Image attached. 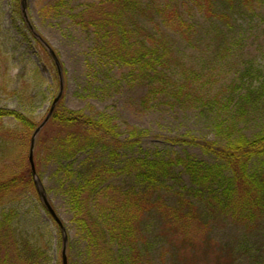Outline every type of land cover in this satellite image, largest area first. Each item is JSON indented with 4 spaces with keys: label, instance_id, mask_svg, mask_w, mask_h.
<instances>
[{
    "label": "trees",
    "instance_id": "trees-1",
    "mask_svg": "<svg viewBox=\"0 0 264 264\" xmlns=\"http://www.w3.org/2000/svg\"><path fill=\"white\" fill-rule=\"evenodd\" d=\"M16 1V14L39 42L22 16L20 0ZM192 2V8L187 4L184 7L192 12L195 6L207 16L212 29L209 32L218 41L216 47L209 45L222 57L228 52L227 36L231 33L225 27H233L239 15L257 8L263 0ZM63 6H67L66 0H59L53 7L56 15L61 14ZM69 11L71 23L94 38L92 52L97 65L121 72L114 80L108 70L98 71L95 79L103 74L113 88L112 92L104 88L99 95L112 97L123 87L139 90L140 110L213 113L219 117L217 131L225 132L214 141L191 136L169 139L175 145L199 148L215 160L214 164L189 154L164 156L155 152L131 158L117 168L86 157L74 173L73 162L80 154L98 150L102 144L101 153H109L117 161L124 147H138L146 133L128 127V138L122 140L121 128L113 116L99 113L91 117L70 110L64 104L63 91L37 138L34 163L44 185L38 150L46 147L48 137L51 147L47 159L56 166V175L65 178L61 185L73 223L88 244L90 262L86 264H154L151 251L159 252L161 264H239L244 257L264 264V257H257L259 253L264 255V71L249 66L223 94L213 95L209 80L202 84L203 72L182 58L172 35L176 33L189 44L201 37L199 24L182 12V0H168L167 4H160V0H93L77 14ZM2 32L0 17V95L18 99L23 111L0 107V254H5L0 264H15L9 257L10 250L17 255L19 264H47L50 255L38 244L41 241L34 243L35 235H16L17 210L9 207L22 196L24 187L27 192L35 190L38 202L59 228L63 250L62 229L42 202L29 157L23 158L22 153L24 146L30 148L32 136L54 100L44 120L34 122V93L46 70L27 66L18 76V87L11 90L9 65L13 57L3 48ZM59 60L65 78V68ZM54 67L60 91V77L55 64ZM26 140L29 143L25 144ZM119 176L130 177L133 183L127 188L107 185L108 180ZM46 193L49 198L47 190ZM171 197L173 203L166 200ZM91 200L107 208L96 214L88 208ZM149 218L152 224L165 225L163 236H145ZM220 222L241 228L243 240L251 246L239 241L233 245L217 243L212 229ZM39 239L44 240L43 236ZM157 242L162 244L161 249Z\"/></svg>",
    "mask_w": 264,
    "mask_h": 264
},
{
    "label": "rangeland",
    "instance_id": "rangeland-1",
    "mask_svg": "<svg viewBox=\"0 0 264 264\" xmlns=\"http://www.w3.org/2000/svg\"><path fill=\"white\" fill-rule=\"evenodd\" d=\"M91 1L93 0H66L67 6H63V10H60L61 14L56 15L53 7L59 0H27L28 15L35 28L52 46L64 65L63 97L65 106L73 111L84 112L91 117H96L99 113L113 116L121 128L119 132L122 133L120 135L122 140L128 138V127L137 128L145 132L146 137L142 139L138 147H124L125 149L119 152L120 157L117 161H113L109 153H101V149L104 148L102 144L98 150L80 154L73 162L74 167L72 170L74 173L78 171L80 164L86 157L94 158L97 162L117 168L123 166L131 158L142 156L144 153L153 154L155 152H160L164 156L189 154L207 163L214 164L215 160L206 156L199 148L175 145L169 142V139L191 136L201 140L214 141L218 134L222 138L225 132L223 131L220 134L217 131L219 124L217 115L209 112L200 113L190 109L176 112L163 109L140 110L137 102L142 92L130 90L126 87H123L120 92L115 93L112 97L106 98L104 95H99L102 89L105 88L112 92L113 88L111 80L105 78L103 74L99 76V79H95L98 71L107 73L108 70L110 77L114 80L121 75V72L100 68L97 65V59L92 52L94 38L75 27L68 17L69 9L73 10L74 14H77ZM167 3L168 0H160V4ZM190 3H193L192 0H182V12H184L186 17H189L188 19L199 24L198 29L201 37L196 38V41L194 40L193 43L189 44L173 31L172 35L176 39V45L182 58L187 63L195 65L197 70L203 72L202 84H206V81L209 80L210 91L213 95L223 94L231 85V82L237 80L239 74L249 66H255L264 71V0L258 3L257 8L255 7V9L248 11L245 15H239L233 27H225L231 33L227 36L228 52L222 57L218 56L215 51L218 41L215 38V34L209 32L212 29L208 23L207 16L195 6L192 12L187 9L188 7L192 8ZM185 4L188 7H184ZM17 8L18 3L16 0H0V17L3 28L1 33L3 38L1 39L4 42L3 48L8 50L13 57L9 65L11 69L9 70L11 90H15L18 87V76L21 75L27 66L33 68L43 67L46 70L43 75V82H39L41 83L40 87L34 93L37 94V98L33 105L35 111L31 117L34 122L39 123L44 120L52 101L57 96L59 84L53 61L48 56L45 48L34 40L26 30L25 23L16 14ZM153 26L155 27L154 24ZM164 30L169 32L168 29ZM223 30L225 32L226 29ZM5 35H8V37L6 38ZM209 43L214 44L215 47H211ZM3 95H0V107L23 111V106L18 99ZM96 95L99 96L97 97ZM5 123L8 124L9 122L5 121ZM48 135H51L50 130ZM45 141L48 142L46 147L44 145V148L40 149L39 147L38 150V157L41 155L38 160V167L51 205L64 226L69 239L66 251L67 263L86 264L90 262L87 253L88 244L85 237L73 223V213L68 207V198L64 194L63 184L61 183V180L65 178L63 175L57 176L56 166L48 161L51 143L48 137L45 138ZM26 143H29V141L26 140ZM29 150V145L23 147V158L29 157ZM132 183V178L119 176L108 180L107 185L121 186V188L126 186L127 188ZM95 200L90 201L88 208L92 209L96 214L97 212L105 211L107 207ZM166 200L173 203L174 197ZM9 208L10 210H14L12 208L17 210L16 235L19 232L28 236L35 235L36 240L34 243L41 241L42 244L39 242L38 244L45 247L46 252L50 255L47 264H63L59 228L38 202L35 190L27 192V188L24 187L22 196ZM199 208L201 209V206ZM149 221L144 226V234L148 239L155 236L152 234L161 235L164 233L162 226L167 231L164 224H152L153 220L151 218H149ZM214 227L212 229V237L217 243H231L233 245L235 241H239L248 247L251 246L248 240H243V230L241 228L231 223L222 222ZM42 236L44 240L39 239ZM156 245L158 246L157 248L161 249V243L157 242ZM151 253L152 256L148 252L151 258L153 257L152 260L154 259L153 263L161 264V260L158 258L159 252L153 253L151 251ZM16 256L15 252L10 250L9 257L11 262L19 264ZM242 256V254L239 255V257ZM257 257L262 259L261 257H264V255L259 253ZM0 258H5L3 252L0 254ZM242 259L239 264H257L247 257ZM198 263L201 264L200 261ZM202 263L206 264L205 261Z\"/></svg>",
    "mask_w": 264,
    "mask_h": 264
},
{
    "label": "water",
    "instance_id": "water-1",
    "mask_svg": "<svg viewBox=\"0 0 264 264\" xmlns=\"http://www.w3.org/2000/svg\"><path fill=\"white\" fill-rule=\"evenodd\" d=\"M20 4H21V12H22V16L26 22V24L28 25V27L30 28V30L33 32V34L35 35V37L39 40V42L43 45V47L46 49V51L48 52V54L50 55V57L52 58L53 62L56 65L59 77H60V91L57 95V97L55 98L50 112L47 115V117L45 118V120L42 122V124L36 129V131L34 132L32 139H31V145H30V152H29V161L32 167V172H33V176L35 179V184L37 187V191L38 194L42 200V202L45 204V206L47 207L48 211L50 212V214L56 219V221L58 222L59 226L62 228V232H63V264H68L67 263V255H66V251H67V245H68V237H67V233L66 230L64 228V226L62 225V223L60 222L59 218L57 217L54 209L52 208L49 198L47 196L46 190L40 180V178L37 175L36 172V168H35V163H34V153H35V147H36V142H37V138L40 134V132L43 130V128L46 126V124L49 122V120L51 119L54 110L56 109L59 101L62 98L63 95V91H64V81H63V71H62V65L61 62L56 54V52L53 50V48L51 47V45L37 32V30L34 28L30 17L28 15V6H27V0H20Z\"/></svg>",
    "mask_w": 264,
    "mask_h": 264
}]
</instances>
